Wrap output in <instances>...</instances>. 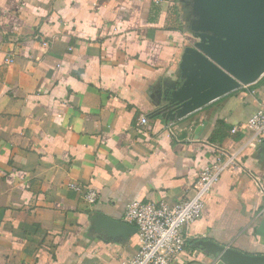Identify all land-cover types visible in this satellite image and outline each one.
<instances>
[{"label": "crops", "instance_id": "1", "mask_svg": "<svg viewBox=\"0 0 264 264\" xmlns=\"http://www.w3.org/2000/svg\"><path fill=\"white\" fill-rule=\"evenodd\" d=\"M188 4L0 0V264H125L138 233L109 237L96 218L191 196L220 149L249 139L264 76L185 118L157 113L190 41ZM243 157L186 227L178 264H217L200 241L264 256V139Z\"/></svg>", "mask_w": 264, "mask_h": 264}, {"label": "water", "instance_id": "2", "mask_svg": "<svg viewBox=\"0 0 264 264\" xmlns=\"http://www.w3.org/2000/svg\"><path fill=\"white\" fill-rule=\"evenodd\" d=\"M190 41L180 55L178 80L164 91L157 113L185 118L264 76V0H187ZM201 129V127H199ZM198 132V131H197ZM109 237L129 238L136 226L108 216L94 221ZM217 264H263L264 256L200 241Z\"/></svg>", "mask_w": 264, "mask_h": 264}, {"label": "built area", "instance_id": "3", "mask_svg": "<svg viewBox=\"0 0 264 264\" xmlns=\"http://www.w3.org/2000/svg\"><path fill=\"white\" fill-rule=\"evenodd\" d=\"M147 121L148 117L144 116L142 122ZM244 126L251 132L249 139L235 149H220L216 160L201 169L191 196L175 202L151 197L127 205L124 221L137 227L139 248L125 264H178L177 258L187 246L185 229L202 215L206 197L214 184L226 171H247L243 152L264 139V107H260ZM240 128L241 125H237L232 131L238 132ZM168 132L175 135L171 126ZM254 178L264 193V185L258 177ZM86 198L94 203L98 195L90 190Z\"/></svg>", "mask_w": 264, "mask_h": 264}, {"label": "trees", "instance_id": "4", "mask_svg": "<svg viewBox=\"0 0 264 264\" xmlns=\"http://www.w3.org/2000/svg\"><path fill=\"white\" fill-rule=\"evenodd\" d=\"M212 138H213V136H212Z\"/></svg>", "mask_w": 264, "mask_h": 264}]
</instances>
